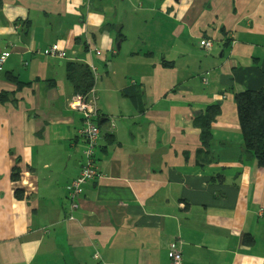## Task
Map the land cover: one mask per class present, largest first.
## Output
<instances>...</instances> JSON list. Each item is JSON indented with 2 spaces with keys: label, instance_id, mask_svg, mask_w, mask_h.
I'll return each instance as SVG.
<instances>
[{
  "label": "crops",
  "instance_id": "0c3cea01",
  "mask_svg": "<svg viewBox=\"0 0 264 264\" xmlns=\"http://www.w3.org/2000/svg\"><path fill=\"white\" fill-rule=\"evenodd\" d=\"M52 44L66 59L43 54ZM87 45L103 51L89 57L100 176L71 208L84 144L68 101L83 92L66 62L89 69ZM2 56L0 264H168L170 243L182 264H264V168L233 100L264 89V0H1ZM214 103V161L199 166L192 121Z\"/></svg>",
  "mask_w": 264,
  "mask_h": 264
},
{
  "label": "trees",
  "instance_id": "16d2710c",
  "mask_svg": "<svg viewBox=\"0 0 264 264\" xmlns=\"http://www.w3.org/2000/svg\"><path fill=\"white\" fill-rule=\"evenodd\" d=\"M17 22L21 27H24L25 25L23 32L29 30L28 23H26L28 21L18 20ZM118 35L120 34L118 33ZM66 66L67 76L74 81L78 80L77 83H75L76 92H83L81 94H84L91 88V86H93L91 72L84 64L67 61ZM5 77L16 85V90L22 85H26V83L18 81V77L11 72H6ZM132 89L134 90L135 87L128 88L127 90L131 91ZM12 93L13 92L0 91V103H5L10 100ZM127 93L130 94L129 91H124L122 94ZM233 100L236 108L238 125L241 130L243 152L245 155L253 156L258 166L264 168V89L240 90L234 93ZM219 112V103L210 104L207 105L201 113L197 114L192 121L200 130L199 137L201 147L196 151V163L199 166L214 161V154L210 149V123L215 119ZM18 170L16 164L12 166L10 172V179L12 181L19 180ZM212 179H221V176H212ZM23 195L24 191L22 189H14V197L16 199H21ZM244 242H252L251 237L245 236Z\"/></svg>",
  "mask_w": 264,
  "mask_h": 264
},
{
  "label": "built area",
  "instance_id": "2783aa9c",
  "mask_svg": "<svg viewBox=\"0 0 264 264\" xmlns=\"http://www.w3.org/2000/svg\"><path fill=\"white\" fill-rule=\"evenodd\" d=\"M212 46V41L208 38L201 37L197 43V47L200 50H209ZM93 51L95 55L102 58L103 51L87 45L86 59L84 60L86 65L92 72L93 81L97 78L96 67L89 60L90 52ZM46 56H52L59 59L65 58L64 52L58 47L57 44H52L43 52ZM5 56L0 57V70L3 68V61ZM66 59V58H65ZM205 80V79H204ZM94 88L88 90L87 94H75L69 101L68 106L72 110L79 111L81 113V123L77 129L78 136L81 137L84 144L83 156L84 161L78 174L71 180L70 190L68 198L70 201V207L77 206L76 198L82 193L84 183L95 179L100 176V172L96 167L95 150L98 145V139L100 135V129L98 127L96 117V97L93 93ZM167 253L169 255L168 264H182V256L180 251L175 248L173 243H170L167 247Z\"/></svg>",
  "mask_w": 264,
  "mask_h": 264
},
{
  "label": "clouds",
  "instance_id": "9594fccd",
  "mask_svg": "<svg viewBox=\"0 0 264 264\" xmlns=\"http://www.w3.org/2000/svg\"><path fill=\"white\" fill-rule=\"evenodd\" d=\"M10 19H11V17H10Z\"/></svg>",
  "mask_w": 264,
  "mask_h": 264
}]
</instances>
